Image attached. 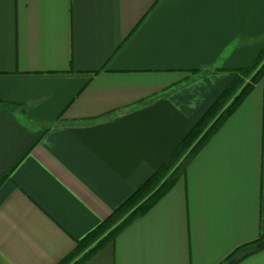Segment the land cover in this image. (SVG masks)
<instances>
[{
	"label": "crops",
	"instance_id": "obj_1",
	"mask_svg": "<svg viewBox=\"0 0 264 264\" xmlns=\"http://www.w3.org/2000/svg\"><path fill=\"white\" fill-rule=\"evenodd\" d=\"M263 49L264 0H0V264L61 262ZM259 236L264 80L84 264H264Z\"/></svg>",
	"mask_w": 264,
	"mask_h": 264
},
{
	"label": "trees",
	"instance_id": "obj_2",
	"mask_svg": "<svg viewBox=\"0 0 264 264\" xmlns=\"http://www.w3.org/2000/svg\"><path fill=\"white\" fill-rule=\"evenodd\" d=\"M195 75L197 73H191ZM264 80V49L246 69L239 70L215 101L177 144L167 160L92 232L78 241L58 264H84L135 220L148 213L177 183L182 181L193 159L220 130L253 88ZM259 236L253 244L264 248ZM240 250V249H239ZM231 254L223 263L229 264ZM237 261H240L238 259Z\"/></svg>",
	"mask_w": 264,
	"mask_h": 264
}]
</instances>
